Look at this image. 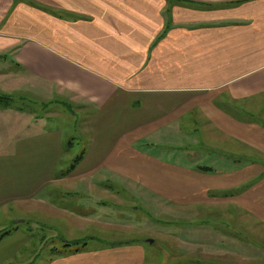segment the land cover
Here are the masks:
<instances>
[{"label":"crops","instance_id":"0c3cea01","mask_svg":"<svg viewBox=\"0 0 264 264\" xmlns=\"http://www.w3.org/2000/svg\"><path fill=\"white\" fill-rule=\"evenodd\" d=\"M0 93V264L56 233L47 264H153L141 192L179 208L188 264H264V0H0ZM53 102L83 117L70 165Z\"/></svg>","mask_w":264,"mask_h":264},{"label":"rangeland","instance_id":"374dc122","mask_svg":"<svg viewBox=\"0 0 264 264\" xmlns=\"http://www.w3.org/2000/svg\"><path fill=\"white\" fill-rule=\"evenodd\" d=\"M9 96L10 95H4L0 93V98H3L0 99V108L2 109V111H4V109L16 110L15 108H12L11 105H20L19 100H13ZM48 106H50V108H48ZM41 109L44 113H47L48 109L52 111L57 110L63 113V115L61 116L60 114H49L48 116L53 117H50L48 121L49 124L58 125L63 130V132L65 133L66 148L67 144L71 143V146L68 148L67 153L63 158L62 164L70 165L71 163H74L78 156H80V154L85 149L86 136L84 132V123L82 121L83 117L78 114V112L75 113V109H72L66 104L63 105L58 102H53L51 104L44 105V107ZM173 151L168 152V149L163 148V150H157L156 153L160 156H165L167 158H172L173 160L179 161V157L175 156V151ZM140 194V200L136 199L137 201L135 207L137 209L132 210L131 212L129 211V214H131V219L132 214L134 215V220L138 222V225L140 227L138 229V231L140 232L135 233V236L138 239L149 238L148 240H152V243L155 244L154 246L150 247L151 250L148 253L149 263L188 264L185 258L181 257L179 252V235L181 234V232H183V230H181V221L179 220V216L181 215L179 208L177 206L165 204V202L163 200H160V198L153 197L154 200H152L151 198L146 197L144 193L141 192ZM124 195L129 197L128 193H125ZM144 200L149 201V203H146V201ZM152 201L153 203H150ZM124 214H120V216H123ZM11 215L13 216L14 214ZM110 218L118 219V217ZM3 220L5 227H2L0 229V236L3 234V232L9 231L15 224L14 219H12V217H6L3 218L2 221ZM112 229H117V227H109L106 228V230L90 228L87 229L85 233L97 235L98 237L101 236L107 239H112V237L115 236V232H113L115 230ZM107 230H109L113 234L111 236L105 235L107 233ZM56 234L57 235L54 237V240L46 239L45 241H43V243H40V241L34 243L38 249L37 257L34 261H32L31 259L28 260V264H47L46 258L48 256V249L51 244L58 248H60V246L62 245V239L64 238V236L62 234ZM246 238L251 242L249 246L252 248L258 246V244L262 243L264 240V237L260 236L258 232H254V230H252V233L246 236ZM39 246L44 249L41 251L39 249ZM186 259H188V261H191L190 258Z\"/></svg>","mask_w":264,"mask_h":264},{"label":"trees","instance_id":"16d2710c","mask_svg":"<svg viewBox=\"0 0 264 264\" xmlns=\"http://www.w3.org/2000/svg\"><path fill=\"white\" fill-rule=\"evenodd\" d=\"M6 233H8V232H4L3 234H6ZM74 244H77V243H74ZM66 245H67V246H71V245H72V243H70V242H67V243H66Z\"/></svg>","mask_w":264,"mask_h":264}]
</instances>
